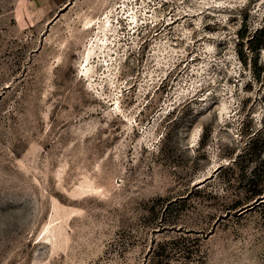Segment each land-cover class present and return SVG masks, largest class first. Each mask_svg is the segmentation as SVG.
I'll list each match as a JSON object with an SVG mask.
<instances>
[{
    "label": "rangeland",
    "instance_id": "1",
    "mask_svg": "<svg viewBox=\"0 0 264 264\" xmlns=\"http://www.w3.org/2000/svg\"><path fill=\"white\" fill-rule=\"evenodd\" d=\"M262 146L264 0H0V264H264Z\"/></svg>",
    "mask_w": 264,
    "mask_h": 264
},
{
    "label": "trees",
    "instance_id": "2",
    "mask_svg": "<svg viewBox=\"0 0 264 264\" xmlns=\"http://www.w3.org/2000/svg\"><path fill=\"white\" fill-rule=\"evenodd\" d=\"M260 142V136H253L250 138L243 154L240 156V158H244L247 157L248 155L252 154L255 150H257L258 144ZM258 154H262L264 152V148L262 146V148H258ZM240 161V159L238 160ZM237 162V161H236ZM258 169L257 167H255L252 170V173L250 175L249 178H247V183H246V189L248 192L251 193V195L255 198H257L258 196H261L264 193V185H262L260 187V178L259 175L257 173ZM260 199V198H258ZM257 199V201H258Z\"/></svg>",
    "mask_w": 264,
    "mask_h": 264
},
{
    "label": "water",
    "instance_id": "3",
    "mask_svg": "<svg viewBox=\"0 0 264 264\" xmlns=\"http://www.w3.org/2000/svg\"><path fill=\"white\" fill-rule=\"evenodd\" d=\"M262 198H264V197H262ZM262 198H261V199H262ZM261 199H260L259 201H257V202H259V203H262V202H264V201H261ZM260 201H261V202H260Z\"/></svg>",
    "mask_w": 264,
    "mask_h": 264
}]
</instances>
